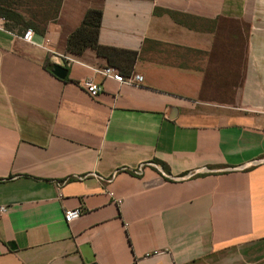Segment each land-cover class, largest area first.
<instances>
[{"label":"crops","instance_id":"obj_1","mask_svg":"<svg viewBox=\"0 0 264 264\" xmlns=\"http://www.w3.org/2000/svg\"><path fill=\"white\" fill-rule=\"evenodd\" d=\"M90 9L128 75L66 52ZM6 29L0 264H264V0H61L33 43Z\"/></svg>","mask_w":264,"mask_h":264},{"label":"trees","instance_id":"obj_2","mask_svg":"<svg viewBox=\"0 0 264 264\" xmlns=\"http://www.w3.org/2000/svg\"><path fill=\"white\" fill-rule=\"evenodd\" d=\"M60 3L61 0H0V17L6 20V27L10 29L31 28L37 33H42L46 24L56 18ZM100 19L99 10H88L79 27L68 36L66 52L80 55L86 49H93L108 60L109 66L118 69L122 76H126L131 71L135 53L100 46L98 44Z\"/></svg>","mask_w":264,"mask_h":264},{"label":"built area","instance_id":"obj_3","mask_svg":"<svg viewBox=\"0 0 264 264\" xmlns=\"http://www.w3.org/2000/svg\"><path fill=\"white\" fill-rule=\"evenodd\" d=\"M0 30L5 31V32H9L6 29V20H4L1 17H0ZM32 35H33V31L31 29H26L23 32V34L21 35V38L25 42L33 43L32 42ZM96 71L98 73L102 74L104 77L112 78V79L119 81V82H127L130 84H139L142 80V78L139 75H136L131 79H125V78L121 77L118 74V72L111 67H105L102 70H96ZM84 89L92 97L96 96L101 91V87L92 81H86L84 83ZM263 130H264V125H263ZM4 211H5V208L0 207V213H2ZM79 216H80V209H78V208L68 209V210L64 211L63 219L67 224H69V223L73 222L74 220L78 219Z\"/></svg>","mask_w":264,"mask_h":264},{"label":"water","instance_id":"obj_4","mask_svg":"<svg viewBox=\"0 0 264 264\" xmlns=\"http://www.w3.org/2000/svg\"><path fill=\"white\" fill-rule=\"evenodd\" d=\"M49 69L56 77L60 79L65 77L66 69L64 68V60L62 58L58 57Z\"/></svg>","mask_w":264,"mask_h":264},{"label":"rangeland","instance_id":"obj_5","mask_svg":"<svg viewBox=\"0 0 264 264\" xmlns=\"http://www.w3.org/2000/svg\"><path fill=\"white\" fill-rule=\"evenodd\" d=\"M21 4V3H20ZM19 10H20V8H19ZM25 17H27L26 15H25Z\"/></svg>","mask_w":264,"mask_h":264}]
</instances>
